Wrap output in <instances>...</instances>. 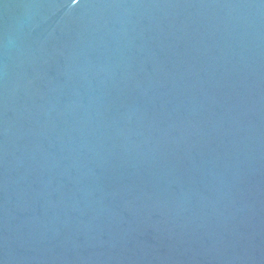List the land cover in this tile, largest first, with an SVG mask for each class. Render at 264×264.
I'll list each match as a JSON object with an SVG mask.
<instances>
[{"label": "water", "instance_id": "water-1", "mask_svg": "<svg viewBox=\"0 0 264 264\" xmlns=\"http://www.w3.org/2000/svg\"><path fill=\"white\" fill-rule=\"evenodd\" d=\"M0 264H264V0H0Z\"/></svg>", "mask_w": 264, "mask_h": 264}]
</instances>
